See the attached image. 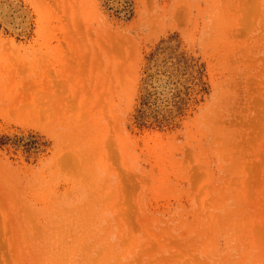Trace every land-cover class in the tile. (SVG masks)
<instances>
[{
	"label": "rangeland",
	"instance_id": "374dc122",
	"mask_svg": "<svg viewBox=\"0 0 264 264\" xmlns=\"http://www.w3.org/2000/svg\"><path fill=\"white\" fill-rule=\"evenodd\" d=\"M0 264H264V0H0Z\"/></svg>",
	"mask_w": 264,
	"mask_h": 264
}]
</instances>
